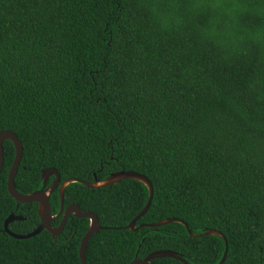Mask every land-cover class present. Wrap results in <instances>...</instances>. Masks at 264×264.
I'll use <instances>...</instances> for the list:
<instances>
[{
    "label": "trees",
    "instance_id": "trees-1",
    "mask_svg": "<svg viewBox=\"0 0 264 264\" xmlns=\"http://www.w3.org/2000/svg\"><path fill=\"white\" fill-rule=\"evenodd\" d=\"M23 146L21 194L41 172L73 183L63 206L94 213L102 227L87 264H264V0H0V133ZM0 174V264H80L89 221L71 216L56 241L37 205L7 191L15 149ZM54 181L51 177L46 188ZM52 215L60 209L56 189ZM178 220L158 227L152 224ZM61 217L51 223L58 227ZM144 225V227H141ZM215 231L222 235H203ZM193 234V236L190 235Z\"/></svg>",
    "mask_w": 264,
    "mask_h": 264
},
{
    "label": "water",
    "instance_id": "water-1",
    "mask_svg": "<svg viewBox=\"0 0 264 264\" xmlns=\"http://www.w3.org/2000/svg\"><path fill=\"white\" fill-rule=\"evenodd\" d=\"M5 141H10L13 144L14 149H15V158H14L13 164H12V166L9 170L8 176H7L8 194L10 195V197L12 199H14L19 204H31V203L36 204L37 205V213H38V216L40 218V224L38 225V227L33 232H31L30 234H27V235H17V234L12 233L9 230L8 226L13 222L23 221L24 218H22L20 216H15L14 214H11L5 220L3 229H4V232L6 234H8L10 237H12L16 240L29 239V238H32V237L39 235L42 231H47L52 236L53 240L56 241L57 238L63 232L65 225H66V222L71 216L78 218V219H87L89 221V227H88L86 234L82 238L81 243H80V247H79L80 264H87L85 255H86V250H87V246H88L89 241L98 232H100L102 230H108L110 228L102 227L99 224L98 218L94 213L83 211L79 206H77L75 204L69 205L66 208H64V206H63V194H64L65 188L68 185L73 184V183H77V184L84 185V186L91 188V189H97V188H103L106 186L117 184L120 181H124V180H135V181H138V182L144 184L149 191V200H148L146 206L143 208V210L125 228V229H128L130 231H136L137 230L136 222L141 217H143L145 215V213L148 211V209L151 205L152 198H153V187H152L151 182L145 176L139 175V174L134 173V172H124V171L117 173V174H113L110 178H108L107 180L102 181V182L96 181L95 183H88V182H83V181H79V180H75V179H69V180H66L65 182H63L59 186V184H60L59 173L57 172L56 169L49 168V169H45L41 172V178L43 180V187L41 190L35 191V192L27 194V195L21 194L17 191L14 181H15V177L17 175V171H18L20 162H21L22 157H23V146L14 133H12L10 131H4V132L0 133V174L3 170V164H4L3 144ZM51 177H54V181L52 182V184L49 187L46 188V184ZM56 189H58L59 196H60V209H59L58 213L55 216H53L52 211H51V206L49 203V199H50L51 194ZM60 217H61V222H60L59 226L53 227L51 225V223ZM171 222L181 223L178 220H166V221H163L160 223L152 224L149 227H152V228L158 227V226H162V225H165V224H168ZM141 227H144V225H142ZM190 235L193 236V234H191V233H190ZM203 235H217V236L222 237V235L220 233L215 232V231H209ZM225 256H226V254H224L220 264H222L224 262ZM158 258H174V259L183 261V260H181L180 257H178L173 252L158 251V252H154V253L150 254L144 260H133L131 262V264H151V262L153 260L158 259Z\"/></svg>",
    "mask_w": 264,
    "mask_h": 264
}]
</instances>
